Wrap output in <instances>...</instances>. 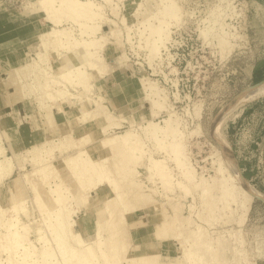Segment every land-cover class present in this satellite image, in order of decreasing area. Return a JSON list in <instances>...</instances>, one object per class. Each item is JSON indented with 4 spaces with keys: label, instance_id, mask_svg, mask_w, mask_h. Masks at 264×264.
<instances>
[{
    "label": "rangeland",
    "instance_id": "374dc122",
    "mask_svg": "<svg viewBox=\"0 0 264 264\" xmlns=\"http://www.w3.org/2000/svg\"><path fill=\"white\" fill-rule=\"evenodd\" d=\"M38 1L5 0L2 7L10 6L17 12L34 13L41 11L37 6ZM90 1L103 16V28L97 37H104L101 39L104 41L100 50L105 61L104 75L93 73L89 90H75V96L80 98L75 106L60 101H57L59 104L47 102L42 97L44 91L48 90L46 85L64 84L63 77L56 74L58 68L66 64L63 53L59 50L54 52V47L45 51L44 59H36L35 55L42 51L39 42L43 33L34 42L31 53L22 64L0 67V95L11 107L0 110L1 120L9 122L13 117V108L19 112L22 125L27 121L29 125L30 113L33 114L32 121L35 118L44 120L52 128H57L53 119V115L57 117V112L60 113L59 116L64 112L65 120L75 112V119H78L75 121V128L78 129L76 137L74 135L64 138L56 130L41 143L29 145L19 151L10 148L6 137L7 130L0 126V133L3 134L1 150L9 158V162H6L0 157V264H9V257L11 264H49L48 258H43L46 250L52 253V259L49 260H54L56 264H75V255L70 257L66 254L63 258L59 254L51 232L61 205L71 212L70 218L76 222L74 231L80 233L87 243L92 242L94 222L102 215V204L113 197L108 187L97 189L94 197L89 199L90 202L79 213H75L78 207L74 199L73 181L67 190L62 189V203L55 206L48 204L44 209L40 208L31 190V182L35 180L37 185L40 183L39 190L44 188V195L49 184L59 182V177L49 178L45 185L38 176H34L37 167L28 150L50 143L55 156L51 160L53 163L75 154V142L80 143L79 147L86 146L96 159L107 156L111 162L108 168L111 171L110 176L124 184V201L117 203L116 210L126 217L125 229L128 230L129 242L131 228L127 217L151 212L156 215L158 222L163 220V231L168 237L171 250L170 256L162 258L168 262L175 260V263L182 261V264H264V200L255 196L245 220L239 222V213L231 211L235 210L236 205L231 204V198L223 193L225 189L219 169L225 168L226 163L216 135L217 117L243 91L252 87L247 83L251 66L264 59V0H171L178 10L174 16L165 17L161 10L166 0ZM52 4L60 8L59 0ZM45 14L49 23L47 31L65 28L76 38L82 37L79 27L66 21L62 10L55 14L46 11ZM49 16L64 21L56 25L49 21ZM145 19L155 26L159 25V21H164L165 24L161 26L162 33L168 32L167 42L159 48L155 57L146 42L149 33L143 22ZM24 64H31V75L39 77L34 84L36 94L40 93L39 100L36 96L27 100L20 98L10 104L17 88L7 79L8 72ZM144 80L156 85L161 94L163 93L158 106L154 105L152 108L144 100ZM38 101L42 104L39 105ZM25 103L32 104L31 112L27 111ZM80 103L86 106V113L80 110ZM101 105H105L108 110L106 116L101 114ZM57 106L61 109H56ZM243 107L235 111L236 117H229L222 125V135L236 166H239L237 169L241 176L264 195V144L256 160L251 163L255 172L254 180L244 177L239 162L241 155H244V146L252 137L248 127L258 118L245 121L235 146L227 135L228 124L237 119ZM258 114L264 115L262 111ZM170 118L181 134L179 138L183 153L195 177L192 183H186L181 170H178L176 164L161 149V142L147 135L148 130L144 129L150 122L164 126V120ZM127 131L139 138L144 157L133 152L129 161L123 160L125 165L121 171L114 166L117 158L110 150V142ZM71 138L72 143L69 142ZM44 150L40 154L48 155ZM149 155L153 159L165 160L172 176L176 178L174 180L173 177L168 189L163 190L160 187L158 178H151L147 168ZM42 157L38 155L35 159L40 161ZM124 170L127 171L123 172ZM132 179L145 186V192L141 190V186L138 188L130 185L129 181ZM178 182L187 186L186 191L177 185ZM41 184H44L42 189ZM103 192L107 193V197L102 196ZM51 195L55 199L56 195ZM236 197L240 200L239 195ZM143 201L148 207L136 208ZM87 216L91 219L90 224L83 231L82 220ZM15 229L20 233L18 244L12 240L16 237L11 236ZM110 238L111 234L104 231L102 239L107 250V260L111 264H132L126 257V251L131 250L129 248L132 246L128 243L109 250ZM67 244L75 249L71 235ZM24 247L27 250L29 247L31 252L27 251L28 255L25 254L23 259ZM184 251L188 255H184Z\"/></svg>",
    "mask_w": 264,
    "mask_h": 264
},
{
    "label": "bare ground",
    "instance_id": "6f19581e",
    "mask_svg": "<svg viewBox=\"0 0 264 264\" xmlns=\"http://www.w3.org/2000/svg\"><path fill=\"white\" fill-rule=\"evenodd\" d=\"M166 1L167 2L163 4L161 14H163L164 17L167 15L174 16L178 10L177 7L173 2H170L171 0ZM52 3H55V0H39L37 6L44 13L46 11H51L52 14H55L56 11L62 10L64 17H66L65 20L71 21L77 25L83 38H76L71 34V31L65 28L58 30L50 29L40 36L39 47L42 49V51L35 55L36 59H44L43 55L45 54V51L49 50L51 47H54V52L57 50L61 51L63 53L62 55H64L66 59V64H62L61 67L58 68V74H56L63 77L64 84L55 83L52 85H46L45 87L48 90L44 91L45 93L42 95V97H44L47 102L57 103V101H60L62 103L75 106V102L80 99L78 96H75V90L77 91L78 88L89 90L94 77L93 73H96L99 76L104 75L103 71L105 67V61L100 51L104 41L101 39L104 37H97V34L102 31L103 28V16L96 10L98 8L90 0L85 2L79 0H59L60 8H58L59 6H53ZM48 19L50 22H53L56 25H60V23L64 21H61L58 18H51L50 16ZM143 22L147 25L146 28L149 33V37L146 39V42L150 46V49L153 50V57H155L158 54L159 48L163 46L168 40V32L162 33L163 31L161 26L162 24H165V22L159 21L158 26L153 25L149 20L147 21L146 19ZM144 23L142 24L144 25ZM31 67V64H24L19 68H15L8 72L7 79L17 88L14 95L15 97L11 98L12 102L10 104H12L14 101L16 102L20 98L27 100L36 96L39 100L38 97L40 93L36 94V89L34 86L36 80L39 77H34L36 76L34 74L31 75L33 72V68L30 70ZM142 89L145 94L144 100L146 103L150 104L152 108L154 105L158 106V101L163 94H161V90L156 88V85L151 82H147L146 80L142 82ZM262 96H264V82L256 86L249 87L243 91L230 106L220 113L216 120V135L220 141V145L222 146L221 150L223 151L222 153L224 154V161L226 163L225 168L219 169V172L222 174V184L224 185L225 189L223 193L224 195H227L229 198H231V204L236 205L235 210L231 209V211H237V213H239L238 215L240 223L245 220V217L250 210L252 199L255 196H258L264 200V195L258 192L241 176L231 152L228 151L227 144L222 135L221 127L229 117H236V110L243 107L246 103H249ZM38 104L41 105L42 103L38 101ZM102 107L103 109L101 114L106 116L108 110L105 108V105ZM57 108L61 109L59 106H57L56 109ZM79 108L83 113H86L87 108L84 104L80 103ZM49 109H47V111H50ZM52 109L55 108L53 107ZM75 121L77 122L78 119L76 118ZM69 127L70 126L67 123L61 125L60 128L57 126V129L60 130L59 135L66 138L78 134L77 128L69 129ZM144 129L148 130L147 135H151L159 143L161 142V149L164 150L170 161H173L176 164L178 170H181V174L184 177L186 183H192L195 179L193 170L190 168L191 166L189 167L185 153H183L184 149L182 141L179 138L181 134L178 132L176 127L173 126V121L171 118L164 120V126H160L155 122H150L148 123V127L146 126ZM2 135L3 134L0 133V144ZM153 138L151 139L153 140ZM72 141L73 138L69 140L70 143H72ZM73 145H76L77 147L75 154L72 156H66L60 161L53 163L51 160L55 156L53 155V146L50 143L34 146L28 150L31 160L36 164L35 166L37 167V169L34 171V176H38V179L40 178L39 180H41L45 185L47 184V180L49 178L53 179V176L59 177V182L54 181L53 185L49 184L47 191L44 192V195L42 192L44 189H42V185L44 184H41L40 189L42 190H39L40 183L37 185L35 180L34 182H31V190L33 191L34 198L40 208L44 209L48 204L55 206L58 203H62L63 195L61 191L62 189L67 190L68 186L72 184L71 181H73L74 184H72V186L75 189L74 199L78 207L75 213H77L79 210H82L85 207L91 197H94L93 194H95L97 189L103 186L108 187L112 192L113 197L104 201L102 204V215L94 222L95 231L91 243H87L80 233L76 232V230L74 231L73 227L76 222L74 219L70 218L71 212L68 208H64L63 205H61L62 207H60V210L57 211L58 216L55 218V224L52 226L51 232L53 234L58 252L63 258H65L66 254H68L70 257H74L75 255V264H111L107 260V250L105 249L106 246L104 244V240L102 239V234L104 231L111 234V247H109V250H115L119 245L126 246L128 243L131 245V242H129L128 230L125 229V226L127 225L126 217L124 214L118 213L116 210L117 203H119L124 197V191L122 190L124 184L117 182V180L110 176L109 173L111 171H108V168L111 162H109L107 156L96 159L86 146L79 147L80 143L76 142ZM110 145V150H112V152L115 154V157L117 158L116 163H114V166L117 167V170L122 171L125 165V161L123 160L126 159L129 161V158L133 155V152H137L136 154L139 153L140 156L144 157V150H141L142 144L139 145V138L134 137L130 131H127L122 136H117L112 139ZM43 149H45L44 151H46L48 155L44 156V154H40ZM36 155L43 157L40 161H37L35 159V157H37ZM0 157L4 158L6 162H9V158H7L4 152L1 150V145ZM132 160L135 159L132 157ZM147 160V168L151 173V178H158L160 180V187H162L163 190L168 189L174 176H172L171 170H169L166 161L153 159L150 157V155L148 156ZM126 171L127 170H124L123 172ZM38 179H36V181H39ZM175 179L176 178L174 177V180ZM129 184L137 186L138 188L141 186V190L145 192L144 189L146 187L137 184L135 180L132 179L129 181ZM177 185L186 191V185L184 186L180 182H178ZM52 193L56 195L55 199L52 198ZM236 195L240 196V200L237 199ZM123 201L124 200H122V202ZM20 202L22 203L24 201ZM146 207L148 206L145 201H143L141 205L136 206V208L141 209ZM223 207H225L224 204ZM156 225L155 237L161 241L167 240L168 237L163 231V220L161 219ZM70 235L73 237L75 249L74 247H71L67 244V240ZM11 236L16 237L12 240H14L15 244H18L20 238V233L18 230L15 229ZM94 246H96L95 249ZM132 248H129L131 250L126 251V257L132 264H182V261L179 263H175V260L168 262L165 260V258H162L163 256L159 254L138 256L133 253ZM22 249H24V259L25 254H27V251H29V247L28 250L25 249V247ZM184 255H188V253H185L184 251ZM10 258L11 257H9L8 261L9 264L12 263ZM43 258H48V261L50 262L49 264H56L54 260H49L50 258L52 259V253L48 250H46V253L44 252ZM199 259L201 260L202 258L200 257Z\"/></svg>",
    "mask_w": 264,
    "mask_h": 264
},
{
    "label": "crops",
    "instance_id": "0c3cea01",
    "mask_svg": "<svg viewBox=\"0 0 264 264\" xmlns=\"http://www.w3.org/2000/svg\"><path fill=\"white\" fill-rule=\"evenodd\" d=\"M5 0H0V67H14L22 64L31 53L32 46L39 36L48 29V21L46 14L39 12H17L10 8H3ZM10 2V0H8ZM264 81V59L254 62L251 66L247 83L250 86L257 85ZM247 104V105H246ZM241 109L237 119L230 121L227 127V135L232 139L231 143L235 146L240 139L241 132L245 126V121L256 119L248 127L252 132L251 139L244 146V155H241L240 167L245 178L254 180L255 172L252 167V161L256 160V156L261 152V146L264 144V115H259V111L264 113V96L246 103ZM15 105V104H14ZM27 111L31 112V103L24 104ZM11 108L2 100L0 95V110ZM25 109V111H26ZM24 111V112H25ZM13 108L12 119L5 122L0 119V126L7 130L10 148L14 151L26 148L29 145H35L44 141L47 135L59 129L48 127L44 120L36 119L32 121L30 113V122L22 125V121L18 117L19 112ZM34 112V110H33ZM57 117L53 115L55 124L60 128L61 125L68 124L75 128V112L64 118V112ZM15 116V117H14ZM247 154V155H246ZM258 158V157H257ZM238 163V162H237ZM239 169V166H237ZM98 194V193H97ZM107 197V193H101ZM99 196L100 193H99ZM130 223L131 246L135 255L159 254L161 256H170V244L167 240H158L155 237V226L158 223L154 213L143 212L141 215L133 214L127 217ZM90 218L84 217L82 220L83 231L90 224ZM161 244V245H160Z\"/></svg>",
    "mask_w": 264,
    "mask_h": 264
}]
</instances>
